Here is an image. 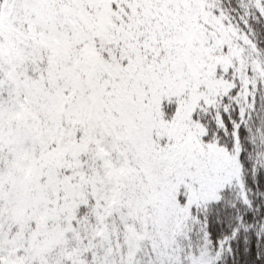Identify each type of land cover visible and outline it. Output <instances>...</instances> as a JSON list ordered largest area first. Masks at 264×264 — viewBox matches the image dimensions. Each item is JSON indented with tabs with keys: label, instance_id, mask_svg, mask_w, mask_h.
Returning a JSON list of instances; mask_svg holds the SVG:
<instances>
[{
	"label": "snow or ice",
	"instance_id": "1",
	"mask_svg": "<svg viewBox=\"0 0 264 264\" xmlns=\"http://www.w3.org/2000/svg\"><path fill=\"white\" fill-rule=\"evenodd\" d=\"M0 264H264V0H0Z\"/></svg>",
	"mask_w": 264,
	"mask_h": 264
}]
</instances>
